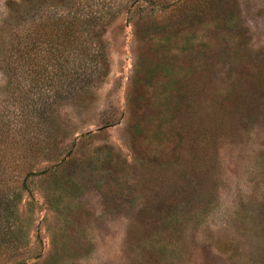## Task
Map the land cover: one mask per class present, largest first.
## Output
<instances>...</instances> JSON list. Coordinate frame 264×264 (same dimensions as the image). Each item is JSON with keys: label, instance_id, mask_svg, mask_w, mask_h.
Returning <instances> with one entry per match:
<instances>
[{"label": "rangeland", "instance_id": "1", "mask_svg": "<svg viewBox=\"0 0 264 264\" xmlns=\"http://www.w3.org/2000/svg\"><path fill=\"white\" fill-rule=\"evenodd\" d=\"M0 264H264V0H0Z\"/></svg>", "mask_w": 264, "mask_h": 264}, {"label": "trees", "instance_id": "2", "mask_svg": "<svg viewBox=\"0 0 264 264\" xmlns=\"http://www.w3.org/2000/svg\"><path fill=\"white\" fill-rule=\"evenodd\" d=\"M32 36H33V35H32ZM32 36L29 34V39H30V40H32V39H33V38H32ZM19 45H20V44H19Z\"/></svg>", "mask_w": 264, "mask_h": 264}]
</instances>
